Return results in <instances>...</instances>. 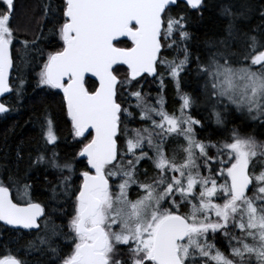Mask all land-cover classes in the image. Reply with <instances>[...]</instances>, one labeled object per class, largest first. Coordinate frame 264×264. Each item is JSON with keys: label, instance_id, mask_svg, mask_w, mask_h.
Instances as JSON below:
<instances>
[{"label": "snow or ice", "instance_id": "1", "mask_svg": "<svg viewBox=\"0 0 264 264\" xmlns=\"http://www.w3.org/2000/svg\"><path fill=\"white\" fill-rule=\"evenodd\" d=\"M0 3V114L18 110L6 96L21 103L22 67L35 59V87L63 93L77 145L71 161L61 162L53 115L45 109L36 117L43 147L22 176L0 177V221L35 231L58 264H264V142L235 127L219 140L198 139L196 128L204 125L191 114L196 99L181 89L194 73L220 128L230 108L264 124V29L251 34L240 27L247 10L222 4L225 35L206 40L194 55L192 13L202 18L205 0H60L58 6L48 0L42 19L54 24L51 50L40 47L43 27L34 39L19 40L15 0ZM173 50L182 58L169 59ZM149 77L160 86L154 104L143 91ZM165 77L180 101L171 113ZM137 117L142 126L130 128ZM170 140L178 144L171 153ZM142 162L154 175L141 171ZM41 166L60 173L47 202L34 187L39 176L30 175ZM53 216L66 223L55 224ZM218 234L227 253L217 247ZM35 241L26 251L37 248ZM0 264L27 262L6 248Z\"/></svg>", "mask_w": 264, "mask_h": 264}, {"label": "trees", "instance_id": "2", "mask_svg": "<svg viewBox=\"0 0 264 264\" xmlns=\"http://www.w3.org/2000/svg\"><path fill=\"white\" fill-rule=\"evenodd\" d=\"M46 2L48 0H15L13 23L17 29L19 40L25 38L29 40L34 39L37 35H40V29L43 27V35L46 39L40 42V47L51 50L49 44L51 43V45L55 46L57 37L49 31V29H54L53 22L49 19H42V5ZM205 2L207 6L203 10L202 18L195 12L192 13L196 23L189 29L195 37L190 48L191 51L198 53L194 55L202 53L206 40L223 38L225 35L224 30L228 23V17L220 14V6L222 4L233 5L234 11L247 10V20L240 23V27L244 31L257 34L252 30L264 29V17L259 15V11L264 9V0H205ZM51 3L54 6H58L60 0H51ZM2 7L3 5L0 3V8ZM16 48L20 49L21 52L23 51L19 43L16 44ZM36 63L37 61L32 59V67H22L21 74L27 83L24 85L21 103L16 105L13 95L7 97L9 106L15 105L18 110L10 111L0 116V177L7 176L9 173L22 176L28 167L29 157H35L37 152L42 149L43 141L40 139L39 128L35 124V118L41 116L45 109L53 115L57 134L60 137L56 146L60 161L71 160L77 148L75 142L70 143L72 129L63 107L62 95H56L59 92L53 89L42 91L35 87V73L38 71ZM142 84L143 91L145 92L146 85H144V81H142ZM182 85L185 90L192 92L200 108L199 114L204 127L200 129L199 139L211 137L213 140H219L227 136L228 130L235 127L239 129L242 135H252L257 141L264 142V135H262V138H259L261 136L255 134V128H258V124L251 123L250 118L246 114L241 113V116H239L234 108H230L229 112L225 114L226 124L224 128L218 127L215 119L214 123H212L209 112L210 101L204 96L201 88L198 86L199 82L194 78L193 74L185 76L182 80ZM167 99L169 113H171L176 101L174 99V90L170 85L167 88ZM130 103L134 104L135 100H131ZM135 112H138V110H134V114ZM262 125L264 127V124ZM140 126H142V122L132 124V128ZM170 141L165 146L169 153L178 147L176 142ZM171 143L176 144H172L175 147L169 150ZM18 151L22 157L21 160H17ZM75 163L78 168H83V164L79 162ZM144 169L148 170L149 176L154 175V171L148 162H142L141 171ZM30 175L33 177L39 176V182H36L34 187L36 188L38 198L42 202H47L50 196L49 188L56 184L60 178V173L51 168L46 169L44 166H41L39 171L33 170ZM64 175H67V172ZM45 176L47 177V183L44 182ZM140 178L144 179L145 177L141 175ZM73 180H76V177H73ZM51 219L57 225L66 223V221H62L56 216H53ZM65 231L67 230L65 229ZM36 235V232L14 231L4 227L0 223V257H2L7 248L14 254L18 253L26 260L27 264H58V257L53 256L47 250L46 245L40 246L39 242L35 241ZM29 241H35L37 248L26 251ZM56 243L63 247L59 239ZM216 243L221 251L227 253V240L224 237L218 234Z\"/></svg>", "mask_w": 264, "mask_h": 264}, {"label": "flooded vegetation", "instance_id": "3", "mask_svg": "<svg viewBox=\"0 0 264 264\" xmlns=\"http://www.w3.org/2000/svg\"><path fill=\"white\" fill-rule=\"evenodd\" d=\"M191 49V48H190ZM193 52V54H198V53H195L194 51H192ZM166 55L168 56V58L169 59H172L173 57H175V56H177V55H179L180 56V58H182V56H183V54L182 53H177V51H175V50H173V51H170L169 53H166ZM191 67H195V65L193 64V65H191ZM162 71V70H161ZM193 76H194V78L195 79H197L196 78V76H195V74L193 73ZM198 81V80H197ZM199 82V81H198ZM164 84H165V87H164V89H163V98H164V100H165V109L169 112V108H168V99H167V88H168V86L170 85V86H172V88H173V90H174V99H175V101H176V103H175V106L173 107V110H175V109H178L179 108V105H180V101H179V99H178V97H177V91H176V87H175V85H174V83L170 80V79H168L167 77H165V80H164ZM144 85H146V88H145V92H147L148 94H149V97H148V101H149V103H152V104H154L155 103V98L158 96V95H160V86H159V82H158V80H155V79H153L152 77H149L148 78V80L147 81H144ZM181 89H182V91H184V92H188L187 90H185L184 88H183V85H182V81H181ZM53 90H55V91H57V92H59V93H55L56 95H62V97H63V93L60 91V90H56V89H53ZM188 93H191L192 94V92H188ZM193 95V94H192ZM194 97V96H193ZM195 98V97H194ZM196 99V98H195ZM172 110V109H171ZM171 110H170V112H171ZM199 112H200V108L198 107V104H197V100H196V103H195V105H194V107L191 109V114L193 115V117L195 118V119H197V120H200L201 121V123L203 124V122H202V120H201V118H200V114H199ZM209 112H210V117H211V119H212V123H214V117L212 116V107H211V102H210V107H209ZM67 117V116H66ZM68 119V118H67ZM139 124V123H141L140 121H139V119H138V117H137V119L135 120V121H132V122H130L129 123V127L130 128H132V124ZM56 128V127H55ZM200 127H197L196 128V132H197V138L199 139V133H200ZM56 132H57V129H56ZM58 135V134H57ZM59 136V135H58ZM59 142V141H58ZM72 142H75L76 143V141L73 139V137H72V134L70 133V143H72ZM170 142H174V141H170ZM172 144H176V143H171L170 144V146H169V150L170 149H173L175 146H173ZM168 144H166V146H167ZM57 146V145H56ZM56 146H55V151L57 152V153H59L58 151H57V149H56ZM48 147H50V148H52V146H48ZM76 151H77V148H76ZM75 151V152H76ZM151 154V153H150ZM66 161H71V160H66ZM78 162V161H77ZM75 177V176H74ZM77 183L79 182L78 180L76 181ZM133 197H134V194H133Z\"/></svg>", "mask_w": 264, "mask_h": 264}, {"label": "rangeland", "instance_id": "4", "mask_svg": "<svg viewBox=\"0 0 264 264\" xmlns=\"http://www.w3.org/2000/svg\"><path fill=\"white\" fill-rule=\"evenodd\" d=\"M237 113H238L239 116H241V112H237ZM242 114H246V113H242ZM250 121L253 124H258V128H255V134H258L259 136H261L259 138H262V135H264V127H263L262 123H260L259 120H252V119H250Z\"/></svg>", "mask_w": 264, "mask_h": 264}, {"label": "water", "instance_id": "5", "mask_svg": "<svg viewBox=\"0 0 264 264\" xmlns=\"http://www.w3.org/2000/svg\"><path fill=\"white\" fill-rule=\"evenodd\" d=\"M9 96H10V95H7L6 98L9 97ZM3 99H5V98H0V100H3ZM6 114H7V113H6ZM2 115H5V114H0V116H2ZM0 223H1L4 227H6V228H8V229L14 230V229L12 228V226L5 225L2 221H0ZM14 231H16V230H14ZM20 231H23V232H26V233H32V232H35V231L29 232L28 230H20Z\"/></svg>", "mask_w": 264, "mask_h": 264}]
</instances>
